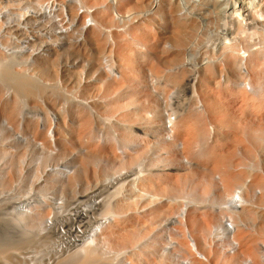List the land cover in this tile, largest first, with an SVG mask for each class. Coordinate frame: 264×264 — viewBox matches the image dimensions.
<instances>
[{"label": "rangeland", "instance_id": "obj_1", "mask_svg": "<svg viewBox=\"0 0 264 264\" xmlns=\"http://www.w3.org/2000/svg\"><path fill=\"white\" fill-rule=\"evenodd\" d=\"M65 1L40 0L38 4L49 6L42 21L53 26L55 6L51 7ZM3 2L0 29L18 18L10 15ZM101 9L98 33L105 39L104 29L112 28L117 78L108 71L82 72L77 79L70 73L68 78L61 76L59 87L51 89H42L29 77L23 84L0 79V107L8 111L0 117L6 120L0 124V254L19 245L25 254L41 256L56 238L44 221L58 219L74 204L77 194L95 189L106 176L127 170L131 174L121 176L117 187L103 194L106 206L95 212L103 222L94 227L92 236L87 232L79 243L53 253L52 258L67 254L73 259L66 264H85V250L90 247L94 252L90 264H191L196 253L188 249L194 239L196 258L205 264H240L249 257L246 244L253 251L251 264H264V49L251 63L240 62V52L248 43H264V22L247 29L234 25L229 37L236 52L225 55L219 48L205 46L208 39L216 42L215 38L197 31L211 24L218 28L219 20L195 22L192 28L186 19L180 23L151 21L143 14L137 16L141 7L135 0L116 4L113 10ZM114 11L137 15L119 21ZM84 17L88 20L93 15L85 13ZM173 30L179 57L170 59L155 46V40ZM197 46L199 61H214L212 68L199 67L192 101L200 99L202 107L188 103L190 92L184 93L181 104L174 103L170 93L175 87L168 80L190 72L187 51ZM0 53L2 58L8 55ZM15 58L33 59L26 51L16 52ZM178 63L183 64L173 70ZM146 67L156 71L153 82L146 76ZM11 69L45 77L43 81L49 78L52 84L59 76L18 65ZM87 79L94 82L84 85ZM243 81L251 83L250 87L242 85ZM157 92L166 98L163 105ZM164 108L175 114L174 137L167 142L154 126L164 116ZM183 122L201 126L202 132L191 131L189 141L181 146ZM127 123L133 127L131 141L123 146L120 139L127 134ZM51 126L55 130L52 139ZM107 144L115 145L120 160H107ZM232 194L245 199L237 220L238 250H232L219 232L227 218L236 220L235 211L225 204ZM34 195L44 202L27 200ZM19 204L15 212L13 207ZM36 214L34 222L26 218ZM175 215L178 220L167 223ZM19 216L24 219L16 222ZM7 227L24 232L6 237ZM87 237L90 241L85 242ZM26 239H35V246H27ZM57 260L42 261L53 264Z\"/></svg>", "mask_w": 264, "mask_h": 264}, {"label": "bare ground", "instance_id": "obj_2", "mask_svg": "<svg viewBox=\"0 0 264 264\" xmlns=\"http://www.w3.org/2000/svg\"><path fill=\"white\" fill-rule=\"evenodd\" d=\"M6 6V10L9 11L11 16H17V20H11L7 22V25L0 29V51L7 53L6 58L0 56V79L11 80L18 84L26 82V77H29L36 85L37 83L42 89H51L50 87L57 88L62 83V78L67 77L70 73L73 74L75 79L78 78V74L86 71H108L111 75L118 77V72L114 69L115 57H114V38L112 37V28H105L107 37L101 36L98 33L100 30L99 16L101 15V8L107 7L113 10L116 4L121 2L125 5L131 0H66L65 2L55 3L51 9L55 6V24L53 26L46 24L42 21L41 16L48 12L49 6H42L38 4L40 0H2ZM136 4L141 7L137 10L138 17L142 14L147 16L151 21L153 20H165L168 19L174 23H180L183 19L188 20L189 27L192 28L195 22L202 23L206 20H219V26L209 25L201 29L197 28V31L201 33L205 31V35L213 37L217 41L211 42L207 40L205 46L209 45L213 48H219L223 54L228 55L236 52L235 46L232 44L233 39L229 37L230 31L233 30L234 25L237 29H247L250 27H256L258 23L264 22V0H135ZM104 5V6H102ZM32 9H29V8ZM94 8L98 9L95 13H92ZM195 9V11H192ZM35 10V11H34ZM212 10V14L208 13ZM91 13L93 17L85 20L84 14ZM24 14V17L21 15ZM115 18L117 20H130L133 18V14L119 15L114 11ZM209 22V21H208ZM176 31L173 30L168 36H159L155 40V46L161 48L170 59L179 57L178 41L175 38ZM156 47V48H157ZM199 46L193 50L187 51L186 62L190 69V72L185 76L175 74L171 76L168 83L175 87L170 93V99L174 103L181 104V100L185 92H190V100L188 103L196 102V105L202 107L200 99L195 98L196 93V81L199 77V67L204 64L209 68H212L213 60L210 58H203L199 61L197 56L200 54ZM264 49V43L258 41L255 43H248L245 49L241 50L240 62L246 64V60L251 63L253 56L259 55ZM20 51H26L33 59L29 60H17L15 53ZM107 54L103 56V54ZM3 54V53H0ZM6 55V54H5ZM159 59V55L156 56ZM160 62V61H159ZM183 63L176 64L173 70H177ZM13 65H18L24 69H36L41 74L47 73V71H53L56 76L54 84L50 83V79L45 77L36 76L34 74L27 75L26 72L17 73L11 68ZM10 70L8 71V68ZM242 74L246 73L245 69L240 65ZM146 76L154 77L156 71L146 67ZM154 76V77H153ZM52 77V76H50ZM53 78V77H52ZM146 78V79H147ZM49 81V82H48ZM94 80H83L84 85H90ZM251 83L246 81L242 82L245 87H250ZM54 85V86H52ZM157 98L160 100L161 105L164 104L166 98H164L163 92L156 93ZM70 100L75 99L73 95H69ZM76 100V99H75ZM8 111L4 107H0V117L6 116ZM164 116H160L155 123L156 132L161 131L160 139L165 142L171 141L174 137V112L164 108L162 110ZM22 121V117L18 119V123ZM107 121V120H105ZM104 121V122H105ZM0 124H6V120L0 118ZM127 134L121 137L120 143L123 146L128 145L131 141L130 135L132 134V125L127 123ZM51 126L48 130L49 136L52 139L55 134V130ZM182 142L179 145H186L190 139V132H195L197 135L201 134L202 127L192 124L189 126L187 123H181ZM98 134H102V130L97 129ZM180 133H178L179 135ZM173 136V137H172ZM19 139H24L20 134L17 135ZM108 153V159L112 161H118L122 155L115 151V145L107 144L105 146ZM124 150V149H123ZM126 154L124 150L123 155ZM65 164V163H64ZM131 172L125 171L112 176H106L104 181L95 189L77 194L74 198V204L70 205L67 212L59 216L58 219L48 218L44 221L45 227L53 229L56 234L55 241L51 243V247L46 250L45 247L41 256L35 254H25L19 245L9 248L7 251L0 254V264H43V259H59L53 264H66L69 260L73 259V256L67 257V254H58L55 257L54 254L57 251L63 250L69 247L71 244H77L82 240V237L89 233H93L94 227H98L103 222L102 219L95 216V212L106 206V199H103V194L109 189L116 188L121 176L126 177ZM106 192V193H107ZM41 203L43 198L34 195L27 199ZM87 202V204H85ZM225 204L230 206L235 211V219L227 218V221H223L220 225L219 232L227 239V243L232 250H238L240 246L238 238V226L240 219V208L245 204V199L239 195H230L226 198ZM20 207L16 205L13 207L16 212ZM41 214L42 213H37ZM36 215H28L31 222H34ZM24 218L22 216L15 217L16 222H20ZM178 220V216H172L168 219L167 223H173ZM93 225V227H91ZM40 228V226H39ZM7 236L16 235L22 233V229H12L7 227ZM88 232V233H87ZM89 236V237H90ZM90 241L87 239L85 242ZM27 246H31L35 239H26ZM84 242V241H83ZM54 244V245H52ZM191 251L196 253L195 257H191V264H205L198 258L199 256L196 241L191 239L189 242ZM264 246V245H263ZM245 250L248 252L249 257L242 260L240 264H251L253 251L252 248L246 244ZM54 253V254H53ZM57 254V253H56ZM85 264H90V259L94 255V252L90 247L85 250ZM182 264H186V261H181Z\"/></svg>", "mask_w": 264, "mask_h": 264}]
</instances>
